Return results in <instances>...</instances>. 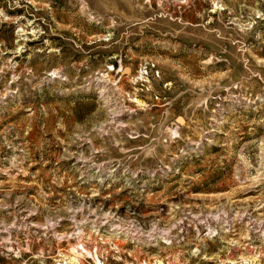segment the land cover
<instances>
[{
  "label": "rangeland",
  "instance_id": "rangeland-1",
  "mask_svg": "<svg viewBox=\"0 0 264 264\" xmlns=\"http://www.w3.org/2000/svg\"><path fill=\"white\" fill-rule=\"evenodd\" d=\"M0 264H264V0H0Z\"/></svg>",
  "mask_w": 264,
  "mask_h": 264
}]
</instances>
